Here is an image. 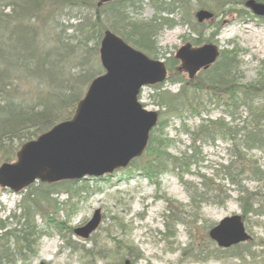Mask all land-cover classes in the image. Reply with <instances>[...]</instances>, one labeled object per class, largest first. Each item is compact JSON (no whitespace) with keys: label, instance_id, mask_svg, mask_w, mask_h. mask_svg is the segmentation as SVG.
Returning <instances> with one entry per match:
<instances>
[{"label":"trees","instance_id":"16d2710c","mask_svg":"<svg viewBox=\"0 0 264 264\" xmlns=\"http://www.w3.org/2000/svg\"><path fill=\"white\" fill-rule=\"evenodd\" d=\"M98 1L0 0V164L14 159L24 142L35 139L56 123L69 119L74 114L78 101L84 95V87L103 72L101 65L92 68L87 66V62L98 51L99 41L105 30L116 33L151 58H158L160 54V57L165 58L169 70L176 68L179 62L173 55L159 53L156 37L164 28L185 23V11L180 19L175 18L186 7V3L191 4V0H150L149 4L155 12L151 18L145 20L130 16L128 9L135 5V0H114L97 7ZM249 1L264 4V0H203L198 8H212L210 10L213 11L214 8L230 7L234 4L247 5ZM67 10H77L80 13L77 21L69 25L73 32L70 42L56 33L58 25H61L59 18ZM230 10L225 14L232 12ZM236 12L239 16L243 14L244 18H254L244 8ZM206 25L198 23L197 20L189 25L191 33L196 35L190 39L195 45L213 40L217 33V27L214 26L210 37L204 38ZM43 35H50L52 38L45 40ZM239 56L236 46L222 49L217 61L209 69L201 71L200 74L204 75L189 84L218 97L232 121L241 118L244 111L246 115L242 124L231 125L225 118L220 117L216 120H202L191 130L182 120L179 133L188 134L191 142L180 154H173L169 151L173 139L164 132L169 117L181 116L183 108L188 109L191 115H198L202 109L206 110L200 98L195 96L191 100L187 98L184 105L181 96L187 95V88L183 86L173 95L171 102L163 98L158 102L159 107L164 109H160L157 126L151 130L143 154L133 159L129 165L140 176L154 183L160 175L174 173L187 186L190 202L193 204L208 200L222 204L230 196L221 182L215 183L213 178L199 174V183L193 184L183 180V176L204 160L201 150L203 144H212L217 139L230 141V160L225 164L217 163L214 176L225 179L234 186L242 218L247 221L254 215L264 217V193L261 186L250 191L244 185L247 179L264 185V172L260 165L256 160L247 157V153L254 149L264 152V73L254 82L239 83ZM69 62H72L74 71L67 67ZM23 79H30L39 85L31 101L17 97L15 85ZM169 80L174 81L173 78ZM160 86L161 83L153 87ZM8 87H12L13 91L8 92ZM37 183L29 186L26 197L19 204L20 212L9 215V218L15 220V226L7 228L0 221V264H10L15 259L22 260L27 253L34 251L41 232L35 221L36 214L42 213L44 219H52V215L61 210L59 203L53 202L50 196L56 192L55 184ZM62 183L72 196L75 180ZM170 214L171 222L182 221L173 213ZM65 216H68V212ZM64 219L56 223L60 230L64 228ZM67 228L72 231V228ZM254 240L252 237L249 241L228 248L217 246L215 250L202 255L193 252L190 254L197 260L227 255L243 264H255L256 258L264 262V239ZM71 244L74 247L78 243L72 241ZM119 246L118 241L113 246L114 251L109 253L111 249L106 248L104 243L92 240L89 247L81 244L78 249L83 252V257L90 259L88 264H95L98 260H106V264H124ZM256 246H261L259 251ZM137 258L136 254L133 260Z\"/></svg>","mask_w":264,"mask_h":264},{"label":"rangeland","instance_id":"374dc122","mask_svg":"<svg viewBox=\"0 0 264 264\" xmlns=\"http://www.w3.org/2000/svg\"><path fill=\"white\" fill-rule=\"evenodd\" d=\"M135 1V5L128 9L131 17L145 20L154 15L155 11L149 1ZM202 1L191 0V4H185L186 7L175 18L176 20L180 19L185 11L184 24L180 23L171 28H164L158 33L156 40L160 48L159 53L175 56L176 50L186 42L197 46L190 41L196 35L191 33L192 29L189 25H193L196 20L195 12L199 10L198 6ZM211 5L215 6L214 3ZM232 6L214 8L213 12L216 16L213 15L208 19L209 21L206 20L207 27L203 31V36L204 38L210 37L214 26H216L217 33L210 41L216 43L220 48L230 49L233 46L238 48L240 53L239 71L241 72L239 83L246 84L256 81L257 77L264 73V20L260 18L244 20V15L239 16L236 10L247 8L243 4ZM210 9L212 10V8ZM228 10L232 12L225 14ZM82 13L84 12L82 11ZM79 17V11L67 10L59 18L61 25H58L56 33L65 41L70 42L73 32L69 29V25L75 23ZM43 38L51 40L52 37L43 35ZM89 45L91 46V44ZM160 56L159 54V59L165 60ZM100 65L99 52L97 51L92 54L87 66L96 68ZM67 67L72 71L75 70L72 62H69ZM166 75L168 80L161 82L160 87L154 88L146 85L141 88L138 98L148 110L158 111L160 117L161 108L158 102L161 101V98L169 101L183 86L187 88V95L182 94L181 96L184 105L188 99L191 100L195 96L200 98L206 109L205 111L202 109L200 115H191L188 109L183 108L181 116L169 117L168 126L164 132L173 139L169 146V151L173 154H180L191 142L188 134L179 133L182 120L191 130L203 118L216 120L224 117L231 125L242 124L246 115L244 111L241 113V118L232 121L218 97L207 93L205 89L190 86L188 72L179 68V63L176 68L171 70L167 68ZM200 75L204 74L199 73L198 76ZM171 78L174 81L169 80ZM88 85L84 87V92ZM15 86H17V97L26 101H31L39 89V85L36 82H31L30 79L20 80ZM7 89L8 92L13 91L12 87ZM163 109L164 107L161 110ZM229 147L230 141L221 139H217L212 144H203L201 150L204 160L183 176V180L193 184L199 183V174L213 178L215 183L221 182L224 185V190L230 196L222 204L213 200L201 203L197 201L193 204L190 202L187 186L174 173L166 172L160 175L154 183L140 176L131 165L116 169L101 177L88 176L75 181L72 186L75 189L72 196L62 181L54 183L56 192L50 196L53 202L59 203L61 210L57 214L54 213L52 219H44L42 213L36 214L35 221L41 232L34 251L27 253L22 260L15 259L10 264H88L90 259L83 257V252L78 247L81 244L89 247L92 240L104 243L106 248L111 249L108 251L109 253L114 251L113 246L115 247L119 241V251L124 264H243L242 261L227 255L197 260L190 254L193 252L202 255L215 250L217 245L208 236L209 228L224 217L241 214L240 204L237 200L238 194L234 186L225 179L214 176L217 163L229 162ZM247 157L256 160L264 172V152L254 149L247 153ZM15 160L16 155L9 162ZM37 184L35 182L31 185ZM244 185L250 191H255L261 186L264 193V185H260L252 179L245 180ZM28 189L29 186L20 191L0 188V221L7 228L15 226V220L9 218V215L14 211L16 214L20 212L19 204L26 197ZM63 206L64 208H61ZM96 209L100 211L101 216L98 227L87 238L76 235L73 229L89 221ZM50 211L48 210V212ZM66 212H68L67 217L65 216ZM170 213L181 218L182 221L171 222L169 216L172 214ZM63 218H65L62 224L64 228L60 230L56 223ZM243 221L248 232L255 239L254 241L260 238L264 239V217L254 215L250 216L247 221L244 219ZM67 227L72 228V231H69ZM172 233L174 235H171ZM72 241L78 244L73 247ZM260 248L261 246H256L257 250ZM136 254L138 258L133 260ZM255 262V264H264L260 258H256ZM106 263V260H98L95 264Z\"/></svg>","mask_w":264,"mask_h":264},{"label":"water","instance_id":"95a60500","mask_svg":"<svg viewBox=\"0 0 264 264\" xmlns=\"http://www.w3.org/2000/svg\"><path fill=\"white\" fill-rule=\"evenodd\" d=\"M111 1L99 0L97 6ZM248 4L264 16V4ZM195 16L202 21L212 14L202 9ZM217 56V46L212 43L192 46L186 42L175 52L179 68L185 69L190 78ZM99 60L103 72L91 80L74 114L24 142L14 162L0 164V188L19 191L36 181L100 177L142 155L157 124L158 111L148 110L138 96L143 86L164 81L165 61L149 57L108 29L100 39ZM100 219L96 209L89 221L73 232L87 238ZM208 236L222 248L251 239L241 214L224 217L208 230Z\"/></svg>","mask_w":264,"mask_h":264},{"label":"bare ground","instance_id":"6f19581e","mask_svg":"<svg viewBox=\"0 0 264 264\" xmlns=\"http://www.w3.org/2000/svg\"><path fill=\"white\" fill-rule=\"evenodd\" d=\"M147 1H150V0H147ZM244 6L247 8V9H245V10H248L253 16H254V18H252V19H249V18H244V20H254L255 18H260L261 20H264V16H262V15H258V14H256L253 10H252V8L249 6V4H244ZM98 7V6H97ZM207 10V11H209L211 14H212V17H213V15L215 16V13H213V11H211L210 9H207V8H199V10ZM199 10H197V11H199ZM196 11V12H197ZM195 12V13H196ZM195 18H196V16H195ZM211 18V17H210ZM209 19V18H208ZM208 19H203L202 21H199L197 18H196V20H197V22L198 23H207V21H209ZM207 20V21H206ZM243 20V21H244ZM119 36V35H118ZM125 41V40H124ZM126 42V41H125ZM127 44H129L130 46H132L133 48H135V49H137V50H139V51H141V52H143L142 50H140V49H138V48H136V47H134L133 45H131L130 43H128V42H126ZM205 43H212V44H215L216 46H217V50H218V56L216 57V59H215V61L213 62V63H211V64H209L208 66H207V68H202V69H199V70H197L196 71V73L194 74V77H192V78H190L189 77V75H188V81L190 82V81H192V82H195L196 81V79L199 77L198 76V74L199 73H201V71H203V70H206V69H209L216 61H217V59H218V57H219V55H220V51L222 50V49H224V48H220L216 43H213V42H205ZM204 42L202 43V44H200V45H203V44H205ZM99 44H100V41H99ZM191 44V43H190ZM192 45V44H191ZM200 45H197V46H200ZM98 52H99V48H98ZM144 53V52H143ZM146 54V53H145ZM166 68H168L167 67V65H166ZM179 72V71H178ZM177 72V73H178ZM165 80H167V75H166V77H165V79H164V81ZM212 95H214V94H212ZM215 96V95H214ZM205 111V110H204ZM198 115H200V114H198ZM224 118V117H223ZM206 119H209V118H206ZM206 119H202V120H206ZM212 120V119H211ZM202 122V121H201ZM200 122V123H201ZM157 126V124L154 126V127H156ZM153 127V128H154ZM147 145H148V143H147ZM147 147V146H146ZM138 158V157H137ZM134 159H136V158H134ZM132 161V160H131ZM60 181H67V180H60ZM60 181H57V182H60ZM27 188V187H26ZM23 189H25V188H23ZM20 190H22V189H20ZM19 190V191H20ZM242 216V215H241ZM216 244V243H215ZM217 245V244H216ZM219 247V246H218ZM222 248V247H221Z\"/></svg>","mask_w":264,"mask_h":264}]
</instances>
